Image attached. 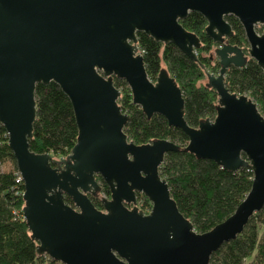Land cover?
<instances>
[{"label": "water", "instance_id": "obj_1", "mask_svg": "<svg viewBox=\"0 0 264 264\" xmlns=\"http://www.w3.org/2000/svg\"><path fill=\"white\" fill-rule=\"evenodd\" d=\"M193 12L219 44L221 66L216 75L201 64L219 105L216 118L198 128L185 120L175 79L166 71L156 82L149 78L137 37L174 44L199 63L201 40L181 24ZM228 16L240 21L249 58L264 71V32L257 31L264 27V0H0V123L24 181V220L40 255L62 264H210L263 210L264 116L253 100L226 86L228 71L248 62L226 42L234 34ZM114 77L127 83L149 118L161 115L189 137L186 151L231 172L253 170L251 192L234 215L209 233L195 231L160 174L179 146L129 140L130 116L118 104ZM41 83L57 84L73 106L79 137L67 158L30 149ZM98 176L111 192L103 210L91 200L102 190ZM138 194L151 202L148 214L138 208Z\"/></svg>", "mask_w": 264, "mask_h": 264}, {"label": "trees", "instance_id": "obj_2", "mask_svg": "<svg viewBox=\"0 0 264 264\" xmlns=\"http://www.w3.org/2000/svg\"><path fill=\"white\" fill-rule=\"evenodd\" d=\"M226 21L234 32L227 43L238 46L248 57L245 67L228 71L226 86L231 93L253 100L259 112L264 114V71L249 58V44L240 21L234 16L226 17ZM181 24L201 40V48L197 51L199 63L192 61L174 44L157 42L145 33H138V45L149 78L156 82L159 74L166 71L175 79L185 100V120L190 127L198 128L202 121L214 120L217 116L219 96L209 86L206 70L219 74L221 66L214 56L219 44L207 35L208 23L201 14L190 13ZM257 31L262 34L264 27ZM113 81L121 91L118 104L123 113L130 116L125 127L130 141L143 146L170 140L179 146L178 152L166 155L160 174L167 180L180 212L194 225L195 231L209 233L234 215L251 192L253 170L245 168L235 173L214 161L198 159L186 151L189 137L181 129L170 127L161 115L149 118L133 103L127 83L116 77ZM36 103L37 118L33 137L29 140L31 151L67 158L79 137L70 100L57 84L41 83L36 87ZM7 163L12 164L11 170H5ZM96 179L102 190L91 200L98 210H103L102 199H110L111 192L101 177ZM24 193V182L20 180L7 131L0 123V264H62L38 253L39 243L32 239L24 220ZM138 201L142 211H151L147 197L138 194ZM66 202L73 206L70 198L67 197ZM210 264H264V208L250 219L235 240L224 244L212 255Z\"/></svg>", "mask_w": 264, "mask_h": 264}, {"label": "rangeland", "instance_id": "obj_3", "mask_svg": "<svg viewBox=\"0 0 264 264\" xmlns=\"http://www.w3.org/2000/svg\"><path fill=\"white\" fill-rule=\"evenodd\" d=\"M260 34V33H259ZM216 61H218L217 60V57H216ZM56 159H61L60 157L58 158H56ZM13 168V166H12V164H10V163H7L6 165H5V170L7 169V170H11ZM132 208V207H131ZM138 208L140 209V210H142L141 209V204L139 203V201H138ZM150 211H146L145 213L146 214H148Z\"/></svg>", "mask_w": 264, "mask_h": 264}, {"label": "built area", "instance_id": "obj_4", "mask_svg": "<svg viewBox=\"0 0 264 264\" xmlns=\"http://www.w3.org/2000/svg\"><path fill=\"white\" fill-rule=\"evenodd\" d=\"M262 115L264 116V114H262ZM20 180H21L22 182H24L23 179H22V177H21V175H20Z\"/></svg>", "mask_w": 264, "mask_h": 264}, {"label": "flooded vegetation", "instance_id": "obj_5", "mask_svg": "<svg viewBox=\"0 0 264 264\" xmlns=\"http://www.w3.org/2000/svg\"><path fill=\"white\" fill-rule=\"evenodd\" d=\"M228 41V39H226V42ZM214 56H215V53H214ZM216 57V56H215ZM217 60H218V62H219V59L217 58ZM129 208H131V207H129Z\"/></svg>", "mask_w": 264, "mask_h": 264}]
</instances>
